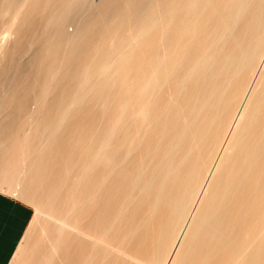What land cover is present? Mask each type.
<instances>
[{"label":"bare ground","instance_id":"obj_1","mask_svg":"<svg viewBox=\"0 0 264 264\" xmlns=\"http://www.w3.org/2000/svg\"><path fill=\"white\" fill-rule=\"evenodd\" d=\"M0 64L17 264H264V0H0Z\"/></svg>","mask_w":264,"mask_h":264},{"label":"crops","instance_id":"obj_2","mask_svg":"<svg viewBox=\"0 0 264 264\" xmlns=\"http://www.w3.org/2000/svg\"><path fill=\"white\" fill-rule=\"evenodd\" d=\"M32 218L29 204L0 192V264H12Z\"/></svg>","mask_w":264,"mask_h":264},{"label":"rangeland","instance_id":"obj_3","mask_svg":"<svg viewBox=\"0 0 264 264\" xmlns=\"http://www.w3.org/2000/svg\"><path fill=\"white\" fill-rule=\"evenodd\" d=\"M71 28L73 29V27H71ZM71 28H70V30H72ZM0 66H1L0 68H2V65H1V64H0ZM0 70H1V69H0ZM17 189H18V187H17ZM0 192L4 193V194H6V195L13 196V195H11V192L5 191L4 189L2 190V188H0ZM12 194H13V193H12ZM13 197L17 198V196H15V195H14ZM17 199L21 200L22 198L20 199V197H19V198H17ZM23 200H24V199H22V201H23ZM23 202L27 203V201H23ZM27 204H29V205L32 207V210H33V218H32L31 224H30V226H29V229H28V231H27V233H26V235H25V237H24L23 243H22V245H21L20 248H19L20 251L18 250V252H17V254H16V256H15V259L13 260L12 264H14V262L17 264L18 261H16V260H17V258H18V256H19L20 252H21L22 247H24L25 250L28 249V248L30 247V245L28 246V245H26V244H27L28 241L31 242V241H33V240H31V238H30V239L27 241V238H29V237H28V236H29V235H28V232H30V230H31V233H32V234L36 233V232L39 230V229H38V228H39L38 224L40 223L39 220L42 219V216L38 217L39 215H41L40 213H38V210H37V215H38V216H36V207H34V205H31L30 202L27 203ZM37 217H38V219H37ZM36 219H37V221H36ZM38 221H39V222H38ZM36 222H38L37 225H36V227H38V228H36L37 230L34 229V228H35V224H36ZM32 225H34V226H32ZM32 227H33V228H32ZM30 228H32V229H30ZM32 230H33V231L36 230V232H33ZM32 234H30V235H31L30 237L33 236ZM34 235H36V234H34ZM33 237H35V236H33ZM33 237H32V238H33ZM28 244H29V243H28ZM25 245H26L28 248H27ZM22 252H23V250H22Z\"/></svg>","mask_w":264,"mask_h":264}]
</instances>
